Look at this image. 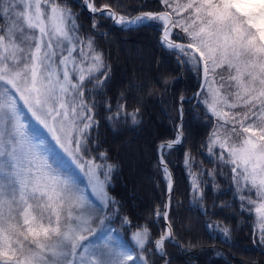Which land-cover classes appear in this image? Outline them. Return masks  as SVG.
<instances>
[{
  "label": "snow or ice",
  "instance_id": "6c2138e0",
  "mask_svg": "<svg viewBox=\"0 0 264 264\" xmlns=\"http://www.w3.org/2000/svg\"><path fill=\"white\" fill-rule=\"evenodd\" d=\"M160 4L131 16L115 10L121 4L82 0L92 31H98L97 15L125 28L159 23L160 46L202 81L193 99L213 119L203 146L216 166L201 165L197 175L186 153L191 202L207 232L233 249H216L213 238L208 246L216 256H227L228 264H255L238 255L244 246L233 237L236 228L210 219L215 213L204 204L203 176L215 190L217 176L230 183L237 203L219 207L254 219L248 238L264 251V0ZM111 81L108 54L85 34L67 0H0V264H156L153 256L171 264L166 243L187 253L204 250L202 240L178 237L174 178L162 157L167 199L153 215L166 223L158 236L147 223L134 225L111 195L120 165L100 140L97 109L104 108L114 130L143 119L139 99L129 110L125 91L113 103L106 92ZM183 102L181 96V117ZM183 139L181 120L175 139L162 147ZM116 218L120 227L112 226ZM125 227L134 246L119 239ZM185 227L191 234L193 226Z\"/></svg>",
  "mask_w": 264,
  "mask_h": 264
},
{
  "label": "trees",
  "instance_id": "16d2710c",
  "mask_svg": "<svg viewBox=\"0 0 264 264\" xmlns=\"http://www.w3.org/2000/svg\"><path fill=\"white\" fill-rule=\"evenodd\" d=\"M82 0H67L73 11L79 13V22L85 34L95 36L100 49L108 54L112 68V81L106 89L108 97L115 100L116 93L125 91L129 99V110L136 105L142 108L143 119L137 125L131 122L118 126L115 130L104 119L107 113L101 106L99 136L104 148L109 149L114 162L120 167L114 173L110 187L111 195L123 205L122 211L133 224L147 223L154 237L164 229L165 219L153 215L159 207L163 211L166 198V183L158 154V143L176 137L181 114L180 97H184L185 116L183 130L185 138L179 145L164 148L166 160L175 173V189L172 196L174 215L176 216V232L181 241L189 238L204 242L203 251L187 253L171 243H166L168 259L171 264H228L227 256H216L208 245L216 239L215 248L225 252L233 251L219 242L218 234L208 233L204 228V216L199 206L191 202V178L186 171V153H190L189 165L192 172L199 175L202 165L204 169L215 167L209 158L208 150L203 145L212 131L213 119L205 114V107L193 99L202 81L186 67H181L174 56L165 51L159 43L160 24L147 27H119L111 19L97 15L98 31H92V14L83 8ZM99 5L121 4L116 8L121 14L127 11L134 15L145 10L161 8L160 0H95ZM105 33L106 35H101ZM175 34V33H174ZM167 78L168 83H162ZM135 84L136 87H132ZM103 100V96L98 97ZM204 189L205 207L214 212L212 220H219L236 228L234 239L244 247L238 255L246 261L264 264V251L253 245L248 238L252 232L254 219L239 214L228 207H219L227 203H237L231 185L223 177L217 176L219 189L215 190L207 175ZM179 201V203H177ZM185 225H192L191 234ZM113 227H120L119 218L113 221ZM119 239L127 246H134L131 241V230L123 229ZM155 251V250H154ZM156 264H163L159 256H153Z\"/></svg>",
  "mask_w": 264,
  "mask_h": 264
},
{
  "label": "water",
  "instance_id": "95a60500",
  "mask_svg": "<svg viewBox=\"0 0 264 264\" xmlns=\"http://www.w3.org/2000/svg\"><path fill=\"white\" fill-rule=\"evenodd\" d=\"M116 11H118L117 9H115ZM145 11H155V10H145ZM137 14H139V13H136V14H134V15H137ZM134 15H132V16H134ZM118 25V24H117ZM119 27H123V26H121V25H118ZM184 116H185V107H184V105H183V115H182V117H181V120H182V123L184 122ZM181 120H180V122H181ZM180 122H179V124H180ZM184 131V130H183ZM184 138H185V132H184ZM175 138H172V139H166V140H162V141H160L159 143H158V147H157V150H158V154H159V158H160V160H161V157L163 158V160L167 163V167H168V169H169V171H171V173L173 174V178H174V185H173V190H172V196H173V192H174V189H175V184H176V180H175V173H174V170H173V168H172V166L170 165V163L166 160V157L164 156V154H163V149H164V147H162V145H164V144H166V143H168V142H170V141H172V140H174ZM184 140V139H183ZM183 142V141H182ZM179 145V144H178ZM175 146V145H174ZM167 199V194H166V198H165V200ZM165 223H166V221H165ZM169 258V257H168Z\"/></svg>",
  "mask_w": 264,
  "mask_h": 264
}]
</instances>
